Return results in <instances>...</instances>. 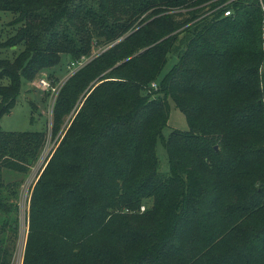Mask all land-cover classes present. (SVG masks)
<instances>
[{
  "label": "trees",
  "instance_id": "obj_1",
  "mask_svg": "<svg viewBox=\"0 0 264 264\" xmlns=\"http://www.w3.org/2000/svg\"><path fill=\"white\" fill-rule=\"evenodd\" d=\"M201 2L0 0L14 28L0 47L22 46L0 57V117L61 54L110 44L53 101L55 133L82 93L31 187L21 264H264V9L231 0L195 19ZM170 103L188 127L165 137ZM44 140L0 127V264Z\"/></svg>",
  "mask_w": 264,
  "mask_h": 264
},
{
  "label": "rangeland",
  "instance_id": "obj_2",
  "mask_svg": "<svg viewBox=\"0 0 264 264\" xmlns=\"http://www.w3.org/2000/svg\"><path fill=\"white\" fill-rule=\"evenodd\" d=\"M12 17L13 13L11 11L0 10V40L5 39L14 32V28L8 24V21H10ZM109 45L110 44L94 45L91 53L89 55H84V57L81 56L82 58L80 57L81 60L79 63L74 65H71L70 61H72V59H69L67 54H61V59L55 66L41 70L36 77L22 83V88L10 112L0 117V127L3 130H45V144H43V148L37 160L30 166L26 176L21 180L18 187V233L11 264H21V255L27 233V210L29 207L31 187L36 181L43 166L46 164L52 150L59 142L64 129L67 127L66 122L70 121L77 108L82 103L80 101L82 93L76 101L78 105L75 106L73 113L71 114V112H68L65 120L60 124L59 129L55 133L51 132L52 100H55V97L69 75L84 65L93 56L101 53ZM21 48V45L5 48L0 47V57L12 58ZM175 60L174 56H170L162 69V73L166 71ZM43 75L50 80V86L53 87V89H43V87L40 86V79ZM3 82H7V80L0 78V83ZM187 127L184 114L175 107L174 104L170 103L169 117L162 130L163 135L166 137L173 128L187 129ZM156 153L159 160V170L162 172L167 171L169 168L168 160L161 141L157 142ZM140 209L142 210L143 206Z\"/></svg>",
  "mask_w": 264,
  "mask_h": 264
},
{
  "label": "built area",
  "instance_id": "obj_3",
  "mask_svg": "<svg viewBox=\"0 0 264 264\" xmlns=\"http://www.w3.org/2000/svg\"><path fill=\"white\" fill-rule=\"evenodd\" d=\"M229 1H231V0H202V2L196 6L197 8H201V10L199 12V15L197 17H195V19H198V18H200V17L206 15L207 13L212 12L216 9H223V15H229L231 13V8H226V9L224 8L225 4L228 3ZM258 1L260 2L261 8L264 9V0H258ZM212 3H216V4L212 5ZM181 9L185 10V8H181ZM181 9H174V10H181ZM171 11H173V10H171ZM82 57H84V56H82ZM81 58H79L77 60L70 61L71 65L79 63ZM152 85L154 86L155 84L152 83ZM40 86L43 87V89H48V88L53 89V87L50 86V80L47 79V77L45 75H43L40 79ZM53 100H52V105H53ZM263 102H264V99H263ZM72 113H73V109L71 110V114Z\"/></svg>",
  "mask_w": 264,
  "mask_h": 264
}]
</instances>
